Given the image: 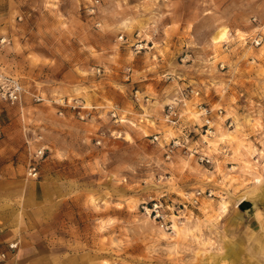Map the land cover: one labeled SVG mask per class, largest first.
<instances>
[{
  "label": "rangeland",
  "instance_id": "obj_1",
  "mask_svg": "<svg viewBox=\"0 0 264 264\" xmlns=\"http://www.w3.org/2000/svg\"><path fill=\"white\" fill-rule=\"evenodd\" d=\"M13 6L0 137L49 185L57 261L264 264V0ZM7 80L24 90L14 105Z\"/></svg>",
  "mask_w": 264,
  "mask_h": 264
},
{
  "label": "crops",
  "instance_id": "obj_2",
  "mask_svg": "<svg viewBox=\"0 0 264 264\" xmlns=\"http://www.w3.org/2000/svg\"><path fill=\"white\" fill-rule=\"evenodd\" d=\"M7 3L13 10L14 0ZM12 138L10 133L0 137V253L8 255L0 264H61L43 229L49 185L26 177L16 164ZM12 243L18 246L15 254L9 250Z\"/></svg>",
  "mask_w": 264,
  "mask_h": 264
},
{
  "label": "built area",
  "instance_id": "obj_3",
  "mask_svg": "<svg viewBox=\"0 0 264 264\" xmlns=\"http://www.w3.org/2000/svg\"><path fill=\"white\" fill-rule=\"evenodd\" d=\"M259 38H260V40H263L264 36L261 35ZM23 91L24 90H23L22 85L17 80H7L1 87V96L9 104L14 105V104L20 102V99H21ZM74 108H78V106H74ZM169 110H170L169 111L170 114H172L173 113L172 112V107H170ZM202 111H203V115H205V116H207L208 113H209L208 110H202ZM79 114H81V112H79ZM114 116H115V114H114ZM210 123H211V121L207 120L208 127H209ZM196 153L198 154L199 152L196 150ZM45 155H46V148L45 147H41L36 152L35 157L37 159H42V158H44ZM204 159L205 158H202V161H204ZM206 161L208 163L210 162L209 160H206ZM37 175H38V171H37L36 164H33L30 167L29 176L35 178V177H37ZM194 203L197 204L198 200L195 199ZM16 249H17V244L16 243H12V244L9 245V250L10 251L15 252ZM7 257H8V255L5 252L0 253V261L6 260Z\"/></svg>",
  "mask_w": 264,
  "mask_h": 264
},
{
  "label": "bare ground",
  "instance_id": "obj_4",
  "mask_svg": "<svg viewBox=\"0 0 264 264\" xmlns=\"http://www.w3.org/2000/svg\"><path fill=\"white\" fill-rule=\"evenodd\" d=\"M225 36H226V31H225V29H221V30L218 32V34H217V36H216V38H215L214 41H216V43L221 42L222 40H224ZM258 182H259V181H258Z\"/></svg>",
  "mask_w": 264,
  "mask_h": 264
},
{
  "label": "water",
  "instance_id": "obj_5",
  "mask_svg": "<svg viewBox=\"0 0 264 264\" xmlns=\"http://www.w3.org/2000/svg\"><path fill=\"white\" fill-rule=\"evenodd\" d=\"M240 206L244 211H247L254 206V203H251V202L244 200L241 202Z\"/></svg>",
  "mask_w": 264,
  "mask_h": 264
}]
</instances>
